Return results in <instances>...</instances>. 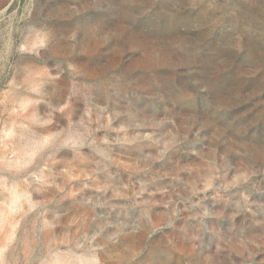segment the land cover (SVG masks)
Masks as SVG:
<instances>
[{"label": "rangeland", "instance_id": "374dc122", "mask_svg": "<svg viewBox=\"0 0 264 264\" xmlns=\"http://www.w3.org/2000/svg\"><path fill=\"white\" fill-rule=\"evenodd\" d=\"M0 264H264V0H0Z\"/></svg>", "mask_w": 264, "mask_h": 264}]
</instances>
